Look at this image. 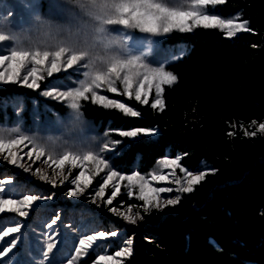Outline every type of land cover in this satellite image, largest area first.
Masks as SVG:
<instances>
[{"label": "trees", "instance_id": "16d2710c", "mask_svg": "<svg viewBox=\"0 0 264 264\" xmlns=\"http://www.w3.org/2000/svg\"><path fill=\"white\" fill-rule=\"evenodd\" d=\"M218 7L224 16L240 13L250 31L229 38L197 27L168 35L165 44H184L186 52L168 65L177 81L163 87V111L133 99L137 117L91 100L81 104L101 127L159 131L126 141L116 163L127 172L136 164L148 172L166 156H180L191 170L210 168L175 205L146 212L133 225L117 224L133 241L124 264H264V133L245 135L264 123V0H225ZM14 94L42 99L16 83L0 86V98Z\"/></svg>", "mask_w": 264, "mask_h": 264}, {"label": "rangeland", "instance_id": "374dc122", "mask_svg": "<svg viewBox=\"0 0 264 264\" xmlns=\"http://www.w3.org/2000/svg\"><path fill=\"white\" fill-rule=\"evenodd\" d=\"M129 2L130 0H118V8L113 14L105 17L102 21H95L85 16L75 6L74 0H0V56L17 51L33 54L47 52L53 57L56 53L62 52L65 62L71 57H76L73 68L67 71L62 70L54 73L51 77L47 76L46 72L43 73L44 79L39 81L40 87L32 89L42 99L27 98L17 94L0 98V129H17L19 134L31 137L49 154L59 155L67 152L99 154L108 162L111 170H116L121 175L139 173L149 180L151 187L176 189L178 185L173 181L175 177H178L183 182L184 173L180 171V168H176L175 177H172L171 167L161 168L162 160L179 158L180 167L193 174H199L201 171L208 172L210 168L204 165L199 170H191L182 165L180 156H166L160 158L148 172L139 171L137 164L127 172L116 163L117 158L126 149V141L141 137H154L158 134V130L153 129L154 133L149 135L141 134L134 138L123 137L118 133L129 130L117 129L110 123L101 127L100 123L83 115L81 106L77 111L65 101L43 94L45 91L51 90L72 92L79 88L82 82L95 89L96 84L102 83L99 78L115 79V69H121V78L129 71L143 72L144 66L148 68L164 67L166 71L171 72L168 65L186 52V46L184 44H165L164 40L172 32L180 31L173 30L170 33L154 35L131 26L130 22H125L128 17L123 11V5ZM169 5L176 6L173 0H169ZM218 5H208L207 13L216 14L222 19H235L238 16L240 21H244L241 19L240 13L229 16L222 15ZM42 25H47L48 28L46 29ZM240 33L242 32H238L236 35ZM224 34L226 35L225 32ZM50 38L61 42H72L78 48H90L100 57L115 54L120 57L121 62L109 66L104 74L93 76L86 74L89 71L88 63L76 51L56 47L37 51L34 47H25V45H34ZM30 67L31 65H28V68L22 71L21 81L16 84L24 86L22 77ZM8 83L0 82V86ZM117 88L122 91V85L119 82H117ZM97 92L132 107L128 102L132 99H128L124 95H116L107 92L106 89H98ZM153 99H155L154 89L150 94L149 102H152ZM47 100L64 105L65 111H57L46 102ZM82 102L83 100L80 103L82 104ZM116 141H120V143L117 144ZM106 144L109 145L110 150H105ZM19 147L23 149V152L19 153L21 156L24 152L32 150V145L27 147L20 145ZM32 159H35V154ZM45 159H47L46 155L41 157L40 161L32 164V170L35 171L39 167L51 176L52 168L42 163ZM21 162L32 163L27 156H23ZM108 170L105 169L103 173L96 176L83 195L70 197L67 193L75 187L70 181L79 174L81 169H72L69 180L62 185L57 178V184L53 187L51 184L39 180L38 175L33 176L31 172H24L23 169L7 164L0 156V180L12 179L11 184L4 185V198H8L9 191L13 197H21L23 194L52 196L51 199L37 201L29 211L28 217H19L13 213L0 214V237H2V229L14 227L17 223L21 226L20 232L0 239V250H3L4 247L12 249L6 256L0 257V264H66L67 259L75 254L74 248L78 246V240L84 235L94 234L96 231H116L118 235L98 242L99 246L94 247V250H90L87 256L82 257L79 264H95L98 259L97 254L114 256L116 251L126 247L127 239H132V237L125 228L117 226V224H133L115 215L110 209L115 207L126 212L127 208L132 206V214L139 212L143 217V219L137 218L136 223L144 220L146 212L143 210V201L137 198L140 194L139 187L132 188L133 196L130 197L127 194L129 189L125 187L127 181L120 182V194L113 200L112 205L105 202L111 195L113 190L111 187L106 189L103 199L96 198L93 202L94 194ZM64 172L65 174L69 172L68 166H65ZM152 173L168 176L169 181H152ZM145 195L151 196L153 193L146 188ZM176 195L181 196L182 193L177 191L161 193V200L174 199ZM133 200L142 204L136 205L131 202ZM57 216L59 217L57 224L51 229L48 228L47 225ZM12 240L16 241L14 247L9 243ZM48 243H53L55 247L53 252L45 258L44 253L47 252ZM126 258H123V264Z\"/></svg>", "mask_w": 264, "mask_h": 264}, {"label": "snow or ice", "instance_id": "6c2138e0", "mask_svg": "<svg viewBox=\"0 0 264 264\" xmlns=\"http://www.w3.org/2000/svg\"><path fill=\"white\" fill-rule=\"evenodd\" d=\"M224 2L225 0H190V2L189 0H173L176 6H170L169 0H130L129 3L123 5V11L128 17V20L125 22H130L131 26L138 27L141 31L154 35L170 33L173 30L191 32L197 27L220 29L225 32L228 37H234L238 32L250 31L248 21H240L238 16L235 19H222L216 14L207 13L206 8L208 5H218ZM75 61L76 57H71L65 62L62 52L56 53L53 57L47 52L43 54L39 52L33 54L12 51L9 55L0 56V82L16 83L21 81L22 71L28 68V65H31L26 74L22 77V84L31 89H38L40 87L39 81L44 79L43 73L46 72L47 76L51 77L54 73L61 72L62 70L67 71L73 68ZM99 79L102 83L96 84L95 89L93 86L86 85L82 82L80 87L72 92L66 90H51L45 91L43 94L65 101L71 108L77 111L81 106V100L91 99L92 103L101 105L106 109H116L127 116L137 117L140 115L138 111L121 101L98 94L97 90L106 89L107 92L116 95H124L128 99H135L142 105H148L150 94L154 89L155 99L152 100L151 107L163 111L165 107L163 86H171L174 84L177 81V76L172 72L166 71L164 67L148 68L144 66L143 72L129 71L121 78V69H115V79L106 80L102 77ZM117 82L122 85V91L117 88ZM252 123L256 125V121ZM154 131L153 129H135L120 131L118 134L123 137L134 138L141 134H153ZM257 131L264 133V123H260L256 131L251 133L245 131V135L255 136ZM115 143L118 144L120 141H116ZM20 145H24L25 147L32 145L31 151L23 153V156H27L29 160L32 161L31 164L21 162L23 156L19 153L23 152V149L19 147ZM104 148L105 150H110L107 144ZM33 154H35L34 160L32 159ZM45 155L47 159L43 160L42 163L52 168L51 176L47 171L39 167H37L35 171L32 170V164L36 161H40L41 157ZM0 156L3 157V160L6 161L7 164L23 169L24 172H31L33 176L38 175L39 180L49 183L53 187L57 184V178H59V182L62 185L69 180L72 169H81L79 174L70 181L71 184L75 186L73 190L67 193L70 197H79L83 195L85 190L91 186L93 179L103 173L105 169H109L107 174L103 177L98 190L94 194L93 202H95L96 198L103 199L106 189L111 187L113 190L105 202L108 205H112L113 200L120 194V182L127 181L125 187L129 189L127 194L130 197L133 196L132 188L139 187L140 194L137 198L143 201L144 212H149L152 208L162 209L168 205H175L180 201V195H176L174 199L163 201L161 200V193L173 191L190 193L194 191V187L209 174V172L205 171H201L199 174H193L185 168L180 167L179 158L172 160L165 159L160 162L161 168L171 167L172 177H175V169L180 168V171L184 173V180L182 182L180 178L175 177L173 182L178 185L176 189L170 187H151L149 180L139 173L121 175L118 171L111 170L108 162L96 153L81 154L67 152L59 155L46 153L31 137L19 134L17 129H0ZM65 166L69 167V172L67 174L64 172ZM151 180L169 181V177L152 173ZM11 183V178L0 180V214L13 213L17 214L19 217H28L29 211L37 201L52 198V196L44 197L36 194H23L21 197H13L11 191L8 192V198H4V185H9ZM146 188H148L153 195H145ZM110 211L127 220L130 224H135L137 218L143 219L139 212H136L134 215L132 214V206H129L126 212H122L115 207H112ZM58 220L59 217L57 216L56 219L51 220L47 227L51 229L57 224ZM20 231L21 226L19 223L14 227H6L2 229V237H0V239ZM117 235L118 233L116 231H96L94 234L84 235L83 238L78 240V246L74 248L75 254L67 259L66 264H79L82 257L87 256L90 250H94V247L99 246L98 242L108 240ZM9 243L14 247L16 241L12 240ZM132 244V239H127L126 247L116 251L114 256L97 254L98 259L95 261V264H123V258L132 254ZM54 247L55 245L53 243L47 244V252L44 253L45 258L49 253L53 252ZM11 250V247H4L3 250H0V257L6 256Z\"/></svg>", "mask_w": 264, "mask_h": 264}, {"label": "clouds", "instance_id": "9594fccd", "mask_svg": "<svg viewBox=\"0 0 264 264\" xmlns=\"http://www.w3.org/2000/svg\"><path fill=\"white\" fill-rule=\"evenodd\" d=\"M74 3L85 16L95 21H102L105 17L113 14L118 8V0H74ZM42 26L46 29L48 28L47 25ZM45 34L47 35V32ZM25 47H34L37 51L49 50L53 47L76 51L88 63L89 71L86 74L93 76L102 75L109 66L121 62L120 57L115 54L100 57L90 48H78L72 42H61L51 38L39 41L34 45H25Z\"/></svg>", "mask_w": 264, "mask_h": 264}]
</instances>
